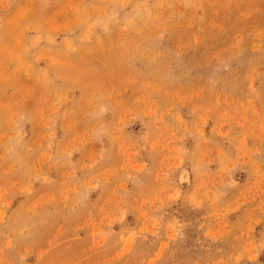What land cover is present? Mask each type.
<instances>
[{
  "label": "rangeland",
  "instance_id": "1",
  "mask_svg": "<svg viewBox=\"0 0 264 264\" xmlns=\"http://www.w3.org/2000/svg\"><path fill=\"white\" fill-rule=\"evenodd\" d=\"M0 264H264V0H0Z\"/></svg>",
  "mask_w": 264,
  "mask_h": 264
}]
</instances>
